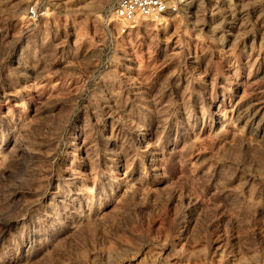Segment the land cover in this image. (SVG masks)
Here are the masks:
<instances>
[{"label":"rangeland","instance_id":"obj_1","mask_svg":"<svg viewBox=\"0 0 264 264\" xmlns=\"http://www.w3.org/2000/svg\"><path fill=\"white\" fill-rule=\"evenodd\" d=\"M177 1L0 0V264H264V0Z\"/></svg>","mask_w":264,"mask_h":264},{"label":"built area","instance_id":"obj_2","mask_svg":"<svg viewBox=\"0 0 264 264\" xmlns=\"http://www.w3.org/2000/svg\"><path fill=\"white\" fill-rule=\"evenodd\" d=\"M177 0H115L112 6V15L118 23L116 32L122 35L126 32L129 25L136 23L141 19H153L155 21L161 18H168L178 10ZM36 9L31 7L29 15H35ZM104 29L110 43L113 46L115 31L113 27L104 21Z\"/></svg>","mask_w":264,"mask_h":264},{"label":"bare ground","instance_id":"obj_3","mask_svg":"<svg viewBox=\"0 0 264 264\" xmlns=\"http://www.w3.org/2000/svg\"><path fill=\"white\" fill-rule=\"evenodd\" d=\"M161 19H167V18H161Z\"/></svg>","mask_w":264,"mask_h":264}]
</instances>
